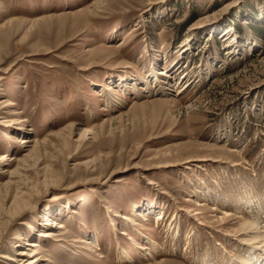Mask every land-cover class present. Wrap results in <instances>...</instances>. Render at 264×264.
<instances>
[{
    "label": "rangeland",
    "instance_id": "rangeland-1",
    "mask_svg": "<svg viewBox=\"0 0 264 264\" xmlns=\"http://www.w3.org/2000/svg\"><path fill=\"white\" fill-rule=\"evenodd\" d=\"M1 156L0 264H261L264 0H0Z\"/></svg>",
    "mask_w": 264,
    "mask_h": 264
},
{
    "label": "bare ground",
    "instance_id": "bare-ground-1",
    "mask_svg": "<svg viewBox=\"0 0 264 264\" xmlns=\"http://www.w3.org/2000/svg\"><path fill=\"white\" fill-rule=\"evenodd\" d=\"M215 32H217V29L214 30ZM223 31V30H222ZM219 32V31H218ZM221 32V31H220ZM227 33L223 32V36L226 35ZM186 50V49H185ZM160 74H165L164 71H159ZM158 75V74H157ZM154 81L157 80L156 76L153 77ZM173 81V80H172ZM119 86L121 85L122 89L123 88H127V86L133 88L134 86H130V82H126V80L123 79L119 81ZM118 86V85H116ZM110 88V87H109ZM110 91H112L111 89H109ZM117 95V94H116ZM19 143L22 144V145H30V142H38L37 140H31L28 139V138H20L18 139ZM42 144V143H41ZM33 146V145H32ZM41 146V145H40ZM37 147V146H36ZM36 147H32V149H30V152L29 154L25 155L22 159H20V163H18L17 167H16V170L11 172L12 173V177H14V175L16 174V172H21L20 170H26L25 169V166H22L21 162H26L28 158H30V156L33 154L32 152H34V150L36 149ZM33 156V155H32ZM5 159V156H1L0 157V162H2V160ZM15 159H18V157H15L14 159H12V161H15ZM25 165V164H24ZM1 172H5L4 169L3 171ZM14 174V175H13ZM16 177V176H15ZM16 181V180H15ZM21 182V180L19 181ZM229 198V197H228ZM225 199V197H224ZM227 199V198H226ZM230 200L232 201L233 199L230 198ZM242 200V199H241ZM228 201V200H227ZM236 202V200H233ZM238 201V200H237ZM245 201V200H244ZM229 202V201H228ZM240 202V201H239ZM247 202V201H246ZM245 202V203H246ZM227 203V202H226ZM230 203V202H229ZM234 203V202H233ZM232 203V205H233ZM244 203V204H245ZM261 203V202H260ZM259 203V204H260ZM231 204V203H230ZM242 204V202H241ZM257 204V203H256ZM248 205V204H247ZM230 206V205H229ZM244 208V207H243ZM258 208V207H257ZM217 208H214V210H216ZM247 209V208H246ZM253 210V209H252ZM133 213H134V217H131L129 216L127 219V221H130V223L132 222L134 225H137L139 224V222L135 219V216H138V217H141V216H145L146 213H145V210L141 211V209H139L138 207H136L134 210H133ZM142 213V214H140ZM225 213V216L227 217H230L232 216V213L231 212H224ZM235 215V214H234ZM165 215H159V217L157 218V221H159V219H164ZM50 218V217H49ZM47 219V222L44 223L45 226H52V227H56L60 230L64 229V227H66L65 224L63 223H58L56 219ZM145 218V217H144ZM221 218V217H220ZM146 220L148 219L147 217L145 218ZM227 219V218H226ZM225 219V220H226ZM247 219V218H246ZM251 221H243V237L241 238V241L243 243H247L250 245V247L254 250V251H258V253L262 254V256L264 257V226L260 225V222H256L252 221V218H250ZM249 219V220H250ZM257 219V218H256ZM248 220V219H247ZM164 223V222H163ZM129 224V222H128ZM264 224V223H263ZM169 226V225H168ZM52 227L49 228V230H46V231H43V237H45V239H35L33 241H28L26 242L24 245L25 247L22 248L21 250L18 251V256H15V257H11L10 260L13 261V263H16V264H53V260L51 258H47L46 256V253L48 252L47 251V247H46V243L49 241V240H46V239H49L50 240H63V237L66 233L70 232L68 230H65L64 232H60L56 229H53ZM171 229V228H170ZM126 235V234H125ZM143 236V235H142ZM199 236V235H198ZM145 238H147L145 235H144ZM171 241V239H170ZM93 242V241H92ZM172 242V241H171ZM149 244H151V246H148ZM157 246V243H155L152 239H149L147 238V242H145L143 245H140L138 247L139 251L141 250V255L142 253L144 252H147L149 253L150 249L153 248V250H156L158 247ZM96 247V246H94ZM202 247V246H201ZM160 248V247H159ZM147 250V251H146ZM244 250H245V247H244ZM247 250V249H246ZM143 251V252H142ZM248 251V250H247ZM240 252V251H239ZM242 253V252H241ZM120 258L121 260H129L130 258V254L128 252H126L124 250L123 247H121V252H120ZM248 256H250L248 254ZM254 256V254H253ZM257 257V254L255 255ZM0 257L1 258H8L9 257L5 254V253H2L0 254ZM244 257V256H243ZM251 257V256H250ZM234 258V257H233ZM241 258V257H240ZM246 257H244V260H243V264H254V263H250V261H246L245 260ZM260 258V257H259ZM258 258V259H259ZM256 260V259H255ZM252 261V260H251ZM260 261H262L260 259ZM264 261V260H263ZM261 262V264H264V262ZM238 262H240L238 260ZM237 262V264H238ZM257 263V262H256ZM240 264V263H239ZM259 264V263H257Z\"/></svg>",
    "mask_w": 264,
    "mask_h": 264
}]
</instances>
